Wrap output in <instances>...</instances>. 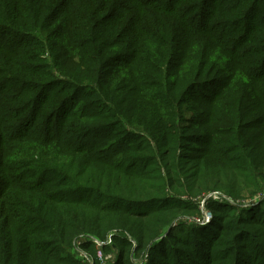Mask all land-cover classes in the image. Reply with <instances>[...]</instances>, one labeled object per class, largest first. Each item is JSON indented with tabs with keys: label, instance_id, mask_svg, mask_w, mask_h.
<instances>
[{
	"label": "trees",
	"instance_id": "trees-1",
	"mask_svg": "<svg viewBox=\"0 0 264 264\" xmlns=\"http://www.w3.org/2000/svg\"><path fill=\"white\" fill-rule=\"evenodd\" d=\"M57 9L60 11L56 12ZM47 31L57 33L60 38L58 41L54 39L57 41L54 45L56 48L50 47V59L46 65L37 55L45 47L37 49L31 39L37 40ZM19 35L30 39H22ZM121 44H125L124 53L122 49H117ZM80 46L88 47L82 49ZM6 53L13 54L7 75L18 68L35 78L31 81L35 88L33 99L41 104L34 120L37 121L42 114L51 132L52 126L56 124L61 128L59 119L69 108L77 90H82V87L89 90L94 87L103 88L105 84L114 86L115 79L110 75L106 76L109 71L108 62L124 55L125 63H128L126 69L131 73L130 79L137 86L138 102L132 111L141 113L145 119L150 118L144 127V138L151 136L155 143V147L143 146L139 155L163 166L167 170V179L174 183L171 188H177L180 196L184 193L182 188H186L194 195L210 190L222 191L237 198V186H242L240 174L247 171L240 170L236 164L229 165L233 161H223L221 158L224 155H220L218 159L216 155L208 153V149L200 150L198 155H194V161L190 159L192 157L187 158L192 155L186 151L189 139L194 134L189 132L194 129L193 125L205 126L206 129L208 124L221 121L222 114H226L231 118L228 121L224 119V122H228L234 132L240 130L241 114H245L241 106L245 100L252 101L251 96L256 101H252L250 109L246 107L245 111L257 114L258 130L264 134V0H0V58L5 59ZM56 66L60 69L59 74L53 72ZM72 66L75 67V72L72 71ZM90 74L92 81L85 83L83 80ZM240 75H244L243 79L249 82H256L257 86L248 91L244 88L240 103L229 102L228 98L232 94L229 93L230 88ZM193 88L195 90L191 93ZM197 89L210 93L212 97L201 99L198 104L191 103L195 100ZM47 92L48 97L45 96ZM94 96H99V93ZM100 96L105 98L107 106L101 101L94 102V109L100 110L98 114L102 115L113 106L109 95L101 93ZM43 98H48L47 104L41 101ZM234 103L239 105L237 110ZM206 104L205 109L203 106ZM202 116L207 118L202 119ZM71 118L67 125L69 130L65 133L67 138H70L73 132L71 128L79 120L76 116ZM83 118L92 120L89 125L91 128L94 116L85 115ZM109 127L113 128V125ZM113 132L110 131V136ZM160 134L161 140L158 139ZM123 136L126 137V134ZM106 139L93 144L94 157L90 159L85 171L88 174V185L95 190V194L106 204L119 200L122 207L132 205L134 208L144 200L159 198L158 193H151V197L137 200L141 199L137 191L138 180L143 173L138 170V175L131 177L128 172L130 170L125 173V170L120 169V174H125L124 178L116 171L112 180L102 185L97 183L91 174V168L97 164L98 157L94 154L108 149L111 139ZM126 140L122 137L115 146H128L126 144L129 142ZM84 143L76 153L81 158L86 156L89 145L88 141ZM66 145V150L63 149L65 154H71L72 141L67 139ZM124 153L125 151L120 152ZM30 159L32 163L29 166H39V159ZM72 160L69 175L83 161ZM186 163H194L193 173L187 170ZM50 170L56 171L55 168ZM163 180L159 175L153 176L147 180L151 184L146 187L160 188ZM184 181L187 182L186 185L182 183ZM141 184L146 183L143 181ZM35 187L40 188L38 185ZM28 199L31 201L23 204L26 209L24 212L33 215L20 217L15 223L17 226H14L24 230L27 229L25 223L30 224L35 220L40 224L38 229L49 238L51 246L58 247L59 252H67L74 241L86 234L96 235L93 231L96 219L88 214L78 212L67 218L65 215L59 218L53 214L54 209H62L68 203L80 201H69L60 192H51L45 199V205L41 206L36 204L35 196L28 195ZM209 202L207 201L206 206L215 212L214 223L199 232L193 227L189 231L193 241L200 247L201 254L197 255L192 249L180 245L171 230L172 220L178 214L187 212L179 202L173 201L159 207L157 211L143 212L140 216L130 211L120 213L119 209L111 211L102 227L107 233L115 229L122 230L119 235L112 236L115 244L125 250L121 253L118 264L130 262L127 251L130 245L121 239L126 234L136 240L137 250L147 251V264L169 262L172 259H166V256L170 254L179 259L180 263L184 261L196 264L204 257L211 258L207 247L211 241V232H214L213 235L219 234L217 228L223 224L226 226L221 236L226 237L230 244L227 251L236 264H240L241 236L255 238V242L260 240L255 230H251L249 226L253 221L245 219L248 213L234 216L236 221H231L233 216H227L228 219L223 220L226 213L218 214V207L215 208ZM87 205L90 206L91 203ZM42 206H47V210L41 211ZM62 218H65L63 223ZM262 220L264 222V217ZM163 236L166 237L160 240ZM97 237L101 240L106 238L104 234ZM158 239V243H154ZM152 243L154 244L151 245ZM163 244L172 245L175 253L169 248L165 253L158 251L157 247ZM90 245L85 243L81 248L91 254L93 251L89 248ZM261 250L264 251V242ZM7 256L2 264H13L9 249ZM94 258V264H100ZM209 261L214 264L213 259ZM32 264L46 263L39 258L38 261L33 259Z\"/></svg>",
	"mask_w": 264,
	"mask_h": 264
},
{
	"label": "rangeland",
	"instance_id": "rangeland-1",
	"mask_svg": "<svg viewBox=\"0 0 264 264\" xmlns=\"http://www.w3.org/2000/svg\"><path fill=\"white\" fill-rule=\"evenodd\" d=\"M58 11L60 10L57 9L56 12ZM64 32H66V26H64ZM20 38L30 39L24 36H20ZM59 38L60 36L57 33L47 31L37 40L31 39L37 49L45 47V51L40 50L37 55L46 65L50 59L49 49L50 47L56 48L54 45H56L55 42ZM80 47L86 49L88 46ZM117 49H122L124 53L125 44H121ZM12 56V53H6L5 59L0 58V264L8 257V249L13 257V264H25L24 261L32 264L33 259L38 261L39 258L46 264H94V257L97 258L100 264H118L120 255L125 250L115 244L112 236L119 235L118 233L122 230L115 229L108 233L104 230L102 225L109 218V213L119 209L120 213L130 211L140 216L143 212L151 213L152 211H157L160 209L159 207L168 205L173 201L183 205L182 207L187 212L178 214L172 220L171 230L180 245L182 244L189 250L192 249L196 255L201 254V252L197 242L193 241L189 233L191 227L199 232L202 228L211 225L215 221V212L207 208V201H210L209 203L214 205L215 208L218 207V214L226 213L223 220H227V216H233L231 221H236L234 216H239V213L240 215L248 213L245 219L253 221L249 226L251 230H255L260 240L255 242V238L241 236L242 242L239 243L241 259L239 262L240 264H264V251L261 250L262 242H264V222L262 220L264 217V206H260L264 204V174L261 175V172L264 173V134L258 130L257 114L245 111L246 107L250 109L252 101H256L252 96V101L245 100L242 103L241 107L245 114H241L242 128L240 130L234 132L228 122H224V119L228 121L231 118V116L229 117L226 114H222L221 121H212L206 129L205 126L193 125L194 129L189 132L194 134L189 139L186 151L187 154L192 155L187 156V158L192 157L190 159L194 161V155H198L201 151L208 149V153L211 152L210 154L216 155L215 157L218 159L220 155H224L226 158L223 156L221 158L223 161L225 160L226 163L233 161L229 165L233 166V164H236L240 170L247 171L240 174L242 186H237L239 189L237 198H232L222 191L210 190L194 195L191 194V190L186 188H182L183 190L181 191H184V193L180 196L177 188L174 190L171 188L174 183L167 179V170L159 163H153L150 158H142L139 155V151L143 149V146L150 145L155 147V143L152 141L151 136L144 138L146 135L144 127L149 123L150 118L145 119L141 113L136 110L132 111L138 102L137 86L130 79L131 73L126 69L128 63H125L126 58L124 55L118 60L110 59L108 62L109 71L106 76L110 75L111 78L115 79L114 86H106L108 84H105L103 88L94 87L89 90L82 87V90H77V94L74 95L69 108L59 119L63 126L61 125L60 129L57 124L54 127L52 126V132L49 130L42 114L39 115L37 121L34 120L36 110L39 109L41 104L36 99H33L35 88H33L31 81L35 78H31L30 74L22 72L18 68H15L11 75L6 74ZM122 68L124 69L121 70ZM71 69L75 72V67L72 66ZM58 71H60L58 66L53 68V72L56 74H59ZM14 75L18 76L15 77ZM58 76L61 77L60 75ZM91 77L92 75L90 74L83 81L88 83L87 81H92ZM243 77L244 75L237 76L235 83L232 84L229 91V93H232L228 98L229 102L237 101L240 103L244 88H247L248 91L250 88L257 86L256 82H249ZM211 85L212 83L208 86ZM194 90L195 88L190 92L193 93ZM95 93H99V96H94ZM101 93L110 96L113 106V108L102 115L98 114L100 110L94 109V102L101 101L107 106L105 98L100 96ZM48 95L49 92L45 94L46 97ZM194 96L195 100L191 102L194 104H198L201 99L212 97L210 93L202 92L201 89H197ZM41 101L47 104L48 98H43ZM233 105L237 110L236 107H239V105L237 103ZM206 107L207 104L203 106L205 109ZM85 115L94 116L91 128H89V125L92 120L83 118ZM73 116H76L79 120H76V123L71 128L73 132L70 138H67L65 134L69 130L67 125ZM147 117L149 116L147 115ZM205 118L207 117L202 116V119ZM212 118L213 120L215 119L214 116ZM111 125H113V128L109 127ZM253 126L257 128L253 129ZM111 130L114 131L112 136H110ZM155 132L159 131L155 130ZM125 134L126 137L123 136ZM122 137L128 140L129 144L126 145L129 147L115 146ZM106 138L111 139L110 145L108 149L94 154L98 157L96 158L97 164L91 168V174L95 177L97 183L102 185V183L112 180L116 171L120 174V169L125 170V173L126 170H130L128 172L131 177L138 175V172H136L138 170L143 173L140 174L142 178L138 180L139 188L137 191L141 199L137 200L147 199L151 197V193H158L159 198L144 200L140 202L139 206L134 208L132 205L122 207L119 200L106 204L104 200H101L95 194V190L88 185V174L85 171L89 166L90 159L94 157L93 144ZM67 139L72 141L70 146L72 153L68 155L63 150L67 148ZM158 139L161 140V134ZM85 141H88L89 145L86 156L81 158L76 153L81 148V145L85 144ZM121 151H125V153L120 154ZM150 155L153 156V154ZM32 157L39 159L38 162L40 164L38 167L29 166L32 163L30 159ZM72 159H82L83 161L69 175ZM193 165L194 163H186L187 170L192 173L194 171ZM207 167H210V165H207ZM50 168H55L56 171L51 172ZM120 175L122 178L125 177V174ZM156 175L164 179L161 187L152 188L151 186L147 188L146 186L151 184L147 180ZM143 181L146 184H141ZM182 183L184 185L187 184L186 181ZM35 185L40 186V188H36ZM51 192H60L69 201H80V203H68L62 209H54L53 214L55 216L61 218L65 215V218H67L68 216L77 215L78 212L88 214L96 219V228L93 231H95L97 236L104 234L106 236L105 240L99 239L96 235L86 234L84 237L74 241L70 250L59 252L58 247L50 245L49 238L42 233V230L38 229L40 224L35 222V220H32L30 224H24L27 229L16 228L17 224L15 225V223L21 219L20 217L33 215L24 212L25 207L23 204L31 201V199H28V195L35 196L36 204L41 206L45 205V199ZM177 195H179L178 198ZM39 201H42V204H39ZM87 203H91V205L88 206ZM47 208V206H42L40 210L46 211ZM232 209H235V211ZM65 218L61 219V223L65 221ZM225 226L223 224V226L217 228L219 233L217 235H213L214 232H211V241L207 245L211 258L204 257L201 261H197L196 264H210L211 261L209 260L212 259L214 264H236L231 255H229V251H227L230 248L227 238L221 236L224 233ZM126 235L121 236V239L122 241H127L128 245H130L127 249L130 258L129 264H147L149 259L147 251L137 250L135 248L136 240L132 236ZM165 237L163 236L159 239L161 240ZM63 239L65 240L66 238ZM159 239L155 240L154 243H158ZM85 243L87 245L91 244L89 246L93 251L91 254L81 248ZM172 247V245L163 244L157 249L161 253H165L167 248H169L170 251L175 253L176 250ZM30 253L31 258L28 259ZM169 258L172 260L163 263H189L184 261L180 263L179 259L171 254L166 256V259Z\"/></svg>",
	"mask_w": 264,
	"mask_h": 264
}]
</instances>
